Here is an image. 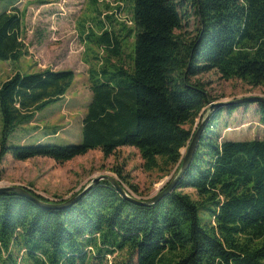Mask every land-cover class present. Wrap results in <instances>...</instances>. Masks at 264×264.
<instances>
[{"label":"trees","instance_id":"1","mask_svg":"<svg viewBox=\"0 0 264 264\" xmlns=\"http://www.w3.org/2000/svg\"><path fill=\"white\" fill-rule=\"evenodd\" d=\"M119 1L132 9L133 57L125 68L116 36L86 34L87 46L106 56L101 62L94 56L87 70L91 101L81 143L6 146L15 129L60 101L75 77L70 70L16 73L0 85V165L6 154L63 164L92 150L107 158L132 147L145 171L167 176L177 167V174L181 151L215 101L193 78L213 71L264 89V0ZM191 17L196 28L187 37L182 27ZM21 36L17 10L1 13L0 60L27 55ZM250 105L264 125L262 103L215 111L176 189L153 205L130 202L107 180L62 209L0 194V264H105L108 258L110 264H264V138L218 141L215 133L223 111ZM114 173L137 195L121 168ZM24 188L42 202H64Z\"/></svg>","mask_w":264,"mask_h":264},{"label":"rangeland","instance_id":"2","mask_svg":"<svg viewBox=\"0 0 264 264\" xmlns=\"http://www.w3.org/2000/svg\"><path fill=\"white\" fill-rule=\"evenodd\" d=\"M14 8L21 16V37L28 53L17 61L0 60V85L16 73L45 69L70 70L75 77L66 95L37 112L32 122L15 129L6 146L78 145L82 119L91 101L87 70L94 56L97 55L99 62L106 56L102 48H89L85 36L88 33L99 35L103 31L116 36L120 44L119 58L127 68L134 49V34H127L131 28L132 9L119 0H0V14ZM195 28L191 17L183 23L182 33L192 36ZM194 80L206 86L214 103L264 97L262 87H251L238 79L224 80L213 71ZM207 111L208 107L203 110L204 114ZM1 131L0 118V139ZM215 133L218 141L260 140L264 138V125L259 121L256 105H250L230 115L223 111ZM115 167L122 169L126 181L138 191L137 195H132L140 200L153 197L177 169L175 167L167 176L156 171L147 172L142 168L138 151L132 147L118 148L107 158L99 150H92L63 164L40 157L16 161L6 154L0 165V187L22 186L49 201H61L70 198L95 177L105 175L117 179ZM129 185L125 187L131 191ZM182 191L196 200L192 190ZM110 260L108 258L105 264H110Z\"/></svg>","mask_w":264,"mask_h":264},{"label":"water","instance_id":"3","mask_svg":"<svg viewBox=\"0 0 264 264\" xmlns=\"http://www.w3.org/2000/svg\"><path fill=\"white\" fill-rule=\"evenodd\" d=\"M258 103L264 104V97L252 96V97H244V98H240V99H235V100H231L228 102H215V103L212 102V103H210L208 105V111L205 114V116L202 118L200 123L198 124L189 145L187 146V148L185 149L183 154L181 152L183 157L181 159L180 168H179V171L177 172L176 176L172 180L168 181L161 189H159L158 192L153 197H151L150 199H147L145 201L134 197L129 192H127V190H124L119 185V183L117 182V180L115 178H113L111 176H105V175L91 179L90 182L83 188V190L80 193L74 194L70 198L64 200V202L58 203V204L57 203L42 202L39 199H37L35 196H33L30 192L25 190V188L22 186L0 187V194L12 192V193L19 194L22 197H25L26 199L32 201L33 203H35L39 206H42L45 208L62 209V208L70 207L73 204H75L77 201H79L83 197V195L89 189H91V187L96 185L101 180H107L116 189L117 192H119L125 199L129 200L130 202L140 204L143 206L153 205V204L157 203L161 198L169 195L170 193H172L176 189V187H177L179 181L182 179L185 171L189 168L191 161L193 159V156L195 154V151L197 149L201 134H202L203 130L205 129V126H206L208 120L210 119V117L213 115V113L215 111L221 110L222 108L228 107L230 105L258 104Z\"/></svg>","mask_w":264,"mask_h":264}]
</instances>
